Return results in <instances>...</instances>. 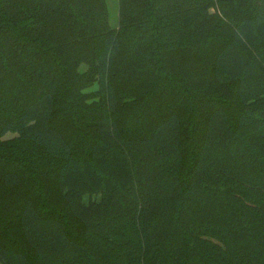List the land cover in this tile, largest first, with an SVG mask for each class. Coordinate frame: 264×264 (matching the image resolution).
I'll list each match as a JSON object with an SVG mask.
<instances>
[{
  "label": "trees",
  "instance_id": "16d2710c",
  "mask_svg": "<svg viewBox=\"0 0 264 264\" xmlns=\"http://www.w3.org/2000/svg\"><path fill=\"white\" fill-rule=\"evenodd\" d=\"M108 15L0 0V264H264V0Z\"/></svg>",
  "mask_w": 264,
  "mask_h": 264
},
{
  "label": "rangeland",
  "instance_id": "374dc122",
  "mask_svg": "<svg viewBox=\"0 0 264 264\" xmlns=\"http://www.w3.org/2000/svg\"><path fill=\"white\" fill-rule=\"evenodd\" d=\"M108 11H109V21L112 27L119 26V0H107ZM84 69L85 66H82ZM99 87L98 84H94L90 90L95 91ZM8 136H13V133L8 134Z\"/></svg>",
  "mask_w": 264,
  "mask_h": 264
}]
</instances>
